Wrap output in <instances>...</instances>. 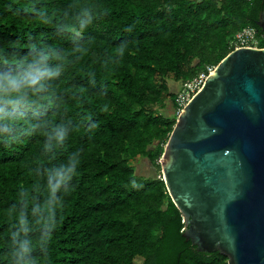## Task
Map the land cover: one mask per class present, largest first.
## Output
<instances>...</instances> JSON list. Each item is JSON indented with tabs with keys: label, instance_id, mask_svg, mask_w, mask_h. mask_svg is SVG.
<instances>
[{
	"label": "trees",
	"instance_id": "obj_1",
	"mask_svg": "<svg viewBox=\"0 0 264 264\" xmlns=\"http://www.w3.org/2000/svg\"><path fill=\"white\" fill-rule=\"evenodd\" d=\"M263 11L264 0H0V72L42 52L59 71L0 131V264H14L25 239L36 264H229L185 238L160 163L178 118L160 112L168 98L178 110L168 79L209 75L243 30L255 29L264 49ZM58 125L67 137L48 150ZM76 152L42 249L48 177ZM139 159L160 178L138 176Z\"/></svg>",
	"mask_w": 264,
	"mask_h": 264
},
{
	"label": "water",
	"instance_id": "obj_2",
	"mask_svg": "<svg viewBox=\"0 0 264 264\" xmlns=\"http://www.w3.org/2000/svg\"><path fill=\"white\" fill-rule=\"evenodd\" d=\"M160 163L198 252L264 264V49L235 50L209 75Z\"/></svg>",
	"mask_w": 264,
	"mask_h": 264
},
{
	"label": "clouds",
	"instance_id": "obj_3",
	"mask_svg": "<svg viewBox=\"0 0 264 264\" xmlns=\"http://www.w3.org/2000/svg\"><path fill=\"white\" fill-rule=\"evenodd\" d=\"M90 16L91 13L86 12ZM84 22L81 23V27ZM48 53H39L27 67L17 73L0 72V131H7L14 122L23 115V110L32 103L31 95H39L46 90V79L59 74L58 69L49 68ZM40 96V99H43ZM67 137V132L62 126H57L49 134V144L45 147L51 150L54 146H61ZM79 167V153L76 152L70 157L69 163L61 165L48 177L49 197L46 201L47 215L41 211L42 224L44 232L40 241V247L43 249L52 238V233L56 228V205L60 203L57 196L62 186L67 185L69 181L77 175ZM133 181V187H135ZM20 220L22 225L26 226V217L21 213ZM33 248L31 241L25 239L18 242L13 251L15 257L14 264H36L32 257Z\"/></svg>",
	"mask_w": 264,
	"mask_h": 264
},
{
	"label": "built area",
	"instance_id": "obj_4",
	"mask_svg": "<svg viewBox=\"0 0 264 264\" xmlns=\"http://www.w3.org/2000/svg\"><path fill=\"white\" fill-rule=\"evenodd\" d=\"M260 39L255 29L247 28L239 33L232 45L236 50L239 49H260ZM214 70L210 69V74ZM209 74V75H210ZM209 75L202 74L192 82L182 84V87L178 93L177 104L179 116L183 110L192 102V100L202 91Z\"/></svg>",
	"mask_w": 264,
	"mask_h": 264
},
{
	"label": "rangeland",
	"instance_id": "obj_5",
	"mask_svg": "<svg viewBox=\"0 0 264 264\" xmlns=\"http://www.w3.org/2000/svg\"><path fill=\"white\" fill-rule=\"evenodd\" d=\"M168 83L171 86V92L178 95L182 85L179 83L175 82L172 78L167 80ZM163 110L160 112L163 115H165L168 118H179V112L176 110L170 100V98L167 99V102L165 103L164 107H162ZM134 167L137 170V175L138 176H145L146 178H160L158 172H155L153 169L151 170V165L143 159H139L137 162H133ZM162 174V173H161ZM164 178V177H163ZM138 262H141L139 260Z\"/></svg>",
	"mask_w": 264,
	"mask_h": 264
},
{
	"label": "crops",
	"instance_id": "obj_6",
	"mask_svg": "<svg viewBox=\"0 0 264 264\" xmlns=\"http://www.w3.org/2000/svg\"><path fill=\"white\" fill-rule=\"evenodd\" d=\"M162 111V110H161Z\"/></svg>",
	"mask_w": 264,
	"mask_h": 264
}]
</instances>
